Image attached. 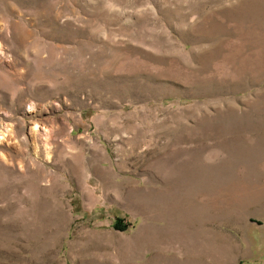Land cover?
<instances>
[{"label":"rangeland","instance_id":"rangeland-1","mask_svg":"<svg viewBox=\"0 0 264 264\" xmlns=\"http://www.w3.org/2000/svg\"><path fill=\"white\" fill-rule=\"evenodd\" d=\"M0 264H264V0H0Z\"/></svg>","mask_w":264,"mask_h":264}]
</instances>
